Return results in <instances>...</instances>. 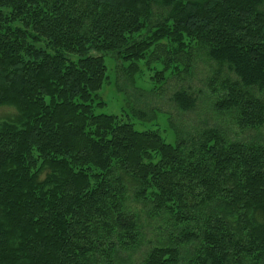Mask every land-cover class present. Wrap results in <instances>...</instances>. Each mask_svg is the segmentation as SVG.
<instances>
[{"label": "trees", "instance_id": "1", "mask_svg": "<svg viewBox=\"0 0 264 264\" xmlns=\"http://www.w3.org/2000/svg\"><path fill=\"white\" fill-rule=\"evenodd\" d=\"M201 55L214 110L264 128V0H0V264H128L152 224L141 264H264L263 143L96 112L106 57L132 86Z\"/></svg>", "mask_w": 264, "mask_h": 264}, {"label": "rangeland", "instance_id": "2", "mask_svg": "<svg viewBox=\"0 0 264 264\" xmlns=\"http://www.w3.org/2000/svg\"><path fill=\"white\" fill-rule=\"evenodd\" d=\"M160 13L159 8L157 15ZM105 64L108 69L107 81L98 93V100L104 106L96 109L97 113L115 115L124 121L129 119V123L138 131H157L167 143L173 141V132L179 137H185L204 128H214L230 141L264 144V128L259 131H242L236 127L231 116L214 110L215 97L208 87V81L218 69L205 56L196 57L186 75L169 78L166 74L163 85H157L151 80L155 71L160 70L159 66L150 65L148 69L144 65L140 66L141 73L135 77V85L131 86L120 72L115 71V63L110 57L105 58ZM228 75L224 69L214 77L218 83ZM177 91H186L195 99L192 110L184 112L177 109L172 101V96ZM130 110L144 115V119L140 117L136 120L130 115ZM14 116L15 111L12 108H0V122ZM158 236L159 228L156 224L146 228L145 245L130 257L128 264H141L145 252Z\"/></svg>", "mask_w": 264, "mask_h": 264}]
</instances>
